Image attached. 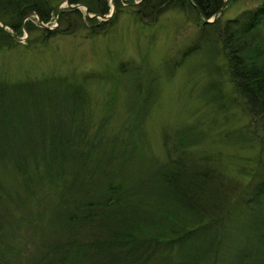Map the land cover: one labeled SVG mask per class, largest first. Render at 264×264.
Wrapping results in <instances>:
<instances>
[{
  "label": "trees",
  "instance_id": "obj_1",
  "mask_svg": "<svg viewBox=\"0 0 264 264\" xmlns=\"http://www.w3.org/2000/svg\"><path fill=\"white\" fill-rule=\"evenodd\" d=\"M53 1L60 0H0V22L12 33L0 27L2 47H10L13 36L24 29L31 32L33 17L38 23L50 22ZM61 1L85 6L95 17L109 12L108 0ZM169 1L143 0L139 19L142 14L150 19ZM260 1L222 26L204 24L180 62L200 52L204 42L214 56L203 65L208 75L213 69L219 72L220 66L212 65L217 57L224 60L236 103L255 122L237 135L242 142L252 141L264 128V0ZM177 2L181 6L188 2L204 19L218 14L223 5V0ZM114 4L119 6V1ZM95 17L64 9L58 27L45 33H75L85 21L89 35L95 36L110 23H99ZM116 70L110 69L107 76L93 71L80 78L38 75L0 80V193L4 185L10 193L17 170L35 175L30 182L44 188L36 190L34 198L32 191L24 199L18 195L6 214H0V254L17 236L12 214L25 210L27 201L28 210L33 208L38 222L47 225L46 240L50 232L55 234L51 243L46 242L45 257L49 250L54 252L49 264H264V160L263 173L244 190L249 198L240 200L242 188L231 185L220 158L199 148L216 125L203 124L204 114L173 130L162 128L161 155L155 154L142 140V124L157 88L151 80L150 90L143 91L140 75L133 73L128 90L121 74L126 70ZM101 78L113 89L90 133L88 83ZM216 83L200 98L217 112L227 111L226 102L233 96ZM125 89L131 116L118 124L117 101ZM263 156L261 147L260 161ZM9 213L11 218L4 220Z\"/></svg>",
  "mask_w": 264,
  "mask_h": 264
},
{
  "label": "rangeland",
  "instance_id": "obj_2",
  "mask_svg": "<svg viewBox=\"0 0 264 264\" xmlns=\"http://www.w3.org/2000/svg\"><path fill=\"white\" fill-rule=\"evenodd\" d=\"M114 1L108 0L109 12L104 16L105 18L95 17L99 23L110 21L106 30L95 36L89 35L85 28L88 24L85 21L84 26H80L75 33L68 35L45 33V31L52 32L58 27L60 11L74 9L62 4L56 13V6L63 1H53V18L44 24L49 27L48 30L42 28V24L40 25L36 17H33L35 22L32 31L23 30L18 36L22 39L26 38L25 42H17L12 38L13 44L10 47L8 45L7 48L2 47L0 42V80L14 81L38 75L80 78L83 74L93 71L107 76L113 68L117 69L116 71H119V68H122V71L126 70L121 74L128 90L129 78L133 73L140 75L143 91L149 88L147 85L152 80L153 87L157 88V92H152H156V99L152 100V108L143 119L145 137L142 140L151 146L155 154L161 155L160 131L162 128L173 130L182 123L192 122L195 117L204 114L203 124L210 126L216 121V125L199 148L205 149L203 152L220 158L221 166L231 185L234 189L242 188V191L238 192L240 200L241 198L247 200L249 195L244 194V190L251 188L256 178L263 173L261 164H263L264 156L261 157V161L258 156L261 147H264V140H260L261 137L264 139V128L262 127L263 132L259 130L250 142L237 139L239 133L245 132L249 122L251 128L255 122L243 111L239 102L237 105L235 95L237 93L231 77L224 74V60L217 57L215 64L214 62L212 64L220 66L219 72L214 69L210 75L205 72L203 65L206 62L208 64L214 57L210 55L208 42L198 47L201 49L200 52L191 53L184 63L180 62L184 52L196 43L204 24H212L215 28L218 25L222 26V23L238 17L261 1L223 0V5L216 14L217 18L212 23H205V21L213 20L215 15L204 19L201 15H197V11L187 4L188 2L181 6L177 0H171L150 19L143 14L139 19L138 11L141 12L139 6L143 0H118L119 6H115ZM84 7L81 6L79 10L85 16ZM62 26L64 27V23L61 24ZM3 30L12 36L8 27L5 26ZM175 63L183 65L175 67ZM103 79L91 80L88 83V92L90 91L91 95V109L88 110L92 121L90 133L103 114L104 104L113 89L112 83L102 81ZM213 81L217 82V87L221 86L224 94L227 92L231 97L233 96L232 102L227 100L225 105V108L229 110L217 112L215 106L208 105L200 98L202 92L209 93L208 89ZM127 93L126 89L121 90L119 101H117L118 110L115 121L118 120V124L121 121L124 123L125 119L131 116L129 112L131 103L125 106ZM227 134L229 136H226ZM17 171L14 172L15 182L10 193L5 185L1 189L0 214L2 213V216L6 214V208L18 198V195L24 199L30 194L29 191H32L34 198L36 190L44 191V188L37 187L38 183L35 185L30 182L31 178L36 177L35 175ZM30 200L33 201L32 197ZM25 204L27 205L25 210H16L12 214L13 219L16 220L17 236L12 237L6 244L3 249L4 255L0 254V264H49L54 256V252L49 249V255L45 257V254H47L46 242L51 243L50 239L54 238L55 234L50 232L46 240L47 225L39 223L37 212L32 207V210H28L30 204L27 201ZM6 216L11 218L9 213L4 216V220L7 219Z\"/></svg>",
  "mask_w": 264,
  "mask_h": 264
},
{
  "label": "water",
  "instance_id": "obj_3",
  "mask_svg": "<svg viewBox=\"0 0 264 264\" xmlns=\"http://www.w3.org/2000/svg\"><path fill=\"white\" fill-rule=\"evenodd\" d=\"M62 4H65L66 7H68V8H74V9H78V10H79V8L81 7L80 5H70L67 1H63L62 3H60V4H58V5L56 6V8H55V9H56V13L58 12V10L60 9V6H61ZM84 10H85V14H86L89 18L95 17V16H93V15L88 14L86 7H84ZM103 18H105V17H103ZM216 18H217V16L215 15V16L213 17V20H206L205 23H212ZM38 21H39L40 24H42V23L40 22V20H38ZM0 27L3 28V29H5V25L2 24L1 22H0ZM42 28H44V29H46V30L49 29V27H47V26L44 25V24H42ZM24 31H25V29H24ZM13 38H14L17 42H25V40H26V38L22 39V38H20V37H15V36H13Z\"/></svg>",
  "mask_w": 264,
  "mask_h": 264
}]
</instances>
